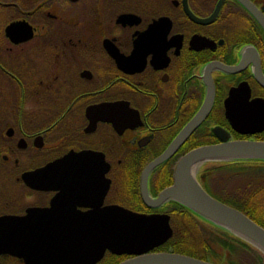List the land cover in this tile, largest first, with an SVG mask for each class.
Masks as SVG:
<instances>
[{"label":"flooded vegetation","instance_id":"flooded-vegetation-1","mask_svg":"<svg viewBox=\"0 0 264 264\" xmlns=\"http://www.w3.org/2000/svg\"><path fill=\"white\" fill-rule=\"evenodd\" d=\"M261 79L264 0H0V264L67 261L63 226L112 205L168 214L173 236V209L186 207L148 206L144 168L211 88L206 115L149 172V195L194 148L264 141V126L248 131L264 117ZM214 162L227 161L195 173L211 196L239 210L261 204L258 191L219 193Z\"/></svg>","mask_w":264,"mask_h":264},{"label":"water","instance_id":"water-1","mask_svg":"<svg viewBox=\"0 0 264 264\" xmlns=\"http://www.w3.org/2000/svg\"><path fill=\"white\" fill-rule=\"evenodd\" d=\"M263 84L264 81L260 80ZM211 94L202 108L188 122L186 127L166 147L165 151L144 168L141 176V196L150 207H158L167 200H174L201 220L239 237L264 255V228L242 211L235 209L211 196L197 180L189 174V169L197 162L209 160L236 161L248 159L264 160V141L236 140L194 148L183 155L176 163L173 183L152 198L147 189V176L162 163L183 142L185 137L200 123L208 112L212 101ZM264 117L259 125L248 131L261 130ZM84 223L75 226L64 225V233L72 245L69 257H62L56 264H94L105 251L130 257L117 264H219L183 253L152 251L164 244L172 236L169 215L165 213H139L118 205L100 207L98 213ZM67 242V243H68ZM63 253V252H62ZM63 256V254H62ZM55 262H52L54 264ZM264 264V262H263Z\"/></svg>","mask_w":264,"mask_h":264},{"label":"trees","instance_id":"trees-1","mask_svg":"<svg viewBox=\"0 0 264 264\" xmlns=\"http://www.w3.org/2000/svg\"><path fill=\"white\" fill-rule=\"evenodd\" d=\"M209 167L213 170L211 176L215 179L208 178V180L222 182L216 184L219 193L228 191L234 200L252 199L255 191L260 192L261 196L264 195L263 159L214 162L208 165ZM240 209L247 210L248 216L258 224H264L263 198L257 208L250 206ZM189 211L186 208L182 209L179 205L178 208L173 209V224L176 232L167 242L153 251H164L169 247L174 252L211 262L224 256H232L233 264H263L264 255L255 247L224 229L201 220L197 215H191ZM125 258H127L126 255H110L100 264H117Z\"/></svg>","mask_w":264,"mask_h":264},{"label":"bare ground","instance_id":"bare-ground-1","mask_svg":"<svg viewBox=\"0 0 264 264\" xmlns=\"http://www.w3.org/2000/svg\"><path fill=\"white\" fill-rule=\"evenodd\" d=\"M200 165V162H197V163H195L194 165H192L191 167H190V169H189V174H190V176L191 177H195V173H196V169H197V167Z\"/></svg>","mask_w":264,"mask_h":264},{"label":"rangeland","instance_id":"rangeland-1","mask_svg":"<svg viewBox=\"0 0 264 264\" xmlns=\"http://www.w3.org/2000/svg\"><path fill=\"white\" fill-rule=\"evenodd\" d=\"M174 235V234H173ZM173 237V236H172ZM169 247H167L164 251H167V249H168ZM219 250L220 251H222V249L221 248H219ZM224 252V251H223ZM126 256H129V255H126Z\"/></svg>","mask_w":264,"mask_h":264}]
</instances>
